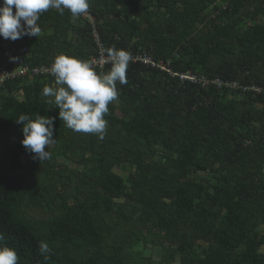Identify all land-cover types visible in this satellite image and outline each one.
<instances>
[{"label": "trees", "instance_id": "1", "mask_svg": "<svg viewBox=\"0 0 264 264\" xmlns=\"http://www.w3.org/2000/svg\"><path fill=\"white\" fill-rule=\"evenodd\" d=\"M89 4L91 20L50 8L38 37H0V72L14 74L0 87V245L18 264H264V98L132 63L99 139L64 126L41 95L54 76L36 74L61 54L89 61L99 42L177 73L261 85L264 0ZM21 114L55 118L49 159L24 160L22 140L11 142Z\"/></svg>", "mask_w": 264, "mask_h": 264}, {"label": "clouds", "instance_id": "2", "mask_svg": "<svg viewBox=\"0 0 264 264\" xmlns=\"http://www.w3.org/2000/svg\"><path fill=\"white\" fill-rule=\"evenodd\" d=\"M89 7V0H2L0 37L12 41L25 35L38 37L41 29L37 22L43 12L51 8L63 15L65 10H69L76 18L87 14ZM105 53L112 66L107 72L99 73L94 68V61L58 55L50 69L55 86L45 85L41 93L44 97L54 98L65 127L78 133L95 134L99 139L106 134L107 121L104 117L109 113L108 106L118 98L117 83H127V69L133 60L131 53L124 49L109 48L102 50L101 55ZM15 122L23 125L22 145L25 149L40 161L49 159L51 153L48 148L54 141L55 118L37 114L33 119L21 114ZM0 240H3L2 234ZM38 248L40 255L47 259L50 252L48 243L41 241ZM18 260L14 248L0 245V264H18Z\"/></svg>", "mask_w": 264, "mask_h": 264}, {"label": "built area", "instance_id": "3", "mask_svg": "<svg viewBox=\"0 0 264 264\" xmlns=\"http://www.w3.org/2000/svg\"><path fill=\"white\" fill-rule=\"evenodd\" d=\"M88 13L89 12H87V14H84V16L91 20V15H89ZM97 46L99 47V54L89 59V61L95 62L94 68L96 71L103 70L107 66L111 65V62L109 61L107 55H101L103 46L99 42H97ZM132 57L133 60L129 64L141 63L142 65L149 67L152 70H159L163 74L168 75L171 79L177 78L179 84L184 87L193 86L202 90L212 87L220 91L221 93H240L242 95L251 94L256 97L264 98V84H243L236 80H223L220 78L210 79L206 75L193 73L191 71L186 73H177L173 70L170 62H154L153 59L145 53H136L133 54ZM51 67L38 68L36 69V74H51ZM11 78H14L13 73H9L8 71L0 72V87Z\"/></svg>", "mask_w": 264, "mask_h": 264}, {"label": "rangeland", "instance_id": "4", "mask_svg": "<svg viewBox=\"0 0 264 264\" xmlns=\"http://www.w3.org/2000/svg\"><path fill=\"white\" fill-rule=\"evenodd\" d=\"M24 139L23 133H19L17 134V136H14L11 138V142L12 143H17L18 141H21ZM51 147V146H49ZM35 158L34 154L28 152V155L24 156V160H28L29 158ZM71 168H74L73 165H70ZM115 172L118 173L119 175H121L122 177L126 178L128 173L130 172V169L126 166H121L115 169ZM141 247H138L137 249H140ZM146 255L148 256H153L154 258H156V256L153 254V252L148 251L146 252Z\"/></svg>", "mask_w": 264, "mask_h": 264}]
</instances>
